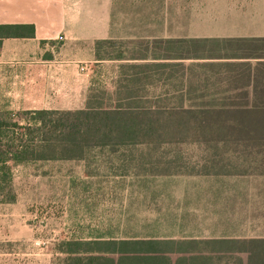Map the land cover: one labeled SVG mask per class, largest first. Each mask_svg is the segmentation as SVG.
<instances>
[{"label": "crops", "instance_id": "crops-1", "mask_svg": "<svg viewBox=\"0 0 264 264\" xmlns=\"http://www.w3.org/2000/svg\"><path fill=\"white\" fill-rule=\"evenodd\" d=\"M1 25L33 27L0 36L1 141L31 111L133 95L139 108L199 127L181 139L198 148L197 165L166 175L222 205L207 208V233L161 239L264 238L238 232L264 221V0H0ZM132 158L118 167L142 165Z\"/></svg>", "mask_w": 264, "mask_h": 264}, {"label": "rangeland", "instance_id": "rangeland-1", "mask_svg": "<svg viewBox=\"0 0 264 264\" xmlns=\"http://www.w3.org/2000/svg\"><path fill=\"white\" fill-rule=\"evenodd\" d=\"M107 96L103 94L105 101ZM115 96L111 95L108 102L115 103ZM170 146L177 147L178 152ZM197 149L189 140H181L165 142L153 153H142L146 151L143 146L132 149L131 153L95 148L65 157L60 156L62 153H53L54 157L33 158L12 165L0 193V263L61 264V250L65 248L62 243L67 240L207 233L205 224L215 217L207 210L211 207L209 203L199 199V191L192 189L186 179L166 173L184 170L185 163L197 165L195 162L200 159ZM176 153L180 159H173ZM128 155H133L132 159L140 157L138 160L142 161L136 164L142 165L119 168L116 160ZM12 193L14 201L4 202ZM218 206L222 205L211 208ZM251 220L238 232L264 236V221ZM180 239L185 240H175ZM168 245L176 249L162 253L172 263L176 258L199 251L188 247L194 246L192 243ZM237 255L243 263L247 260L248 254ZM251 261L259 262L255 257Z\"/></svg>", "mask_w": 264, "mask_h": 264}, {"label": "trees", "instance_id": "trees-1", "mask_svg": "<svg viewBox=\"0 0 264 264\" xmlns=\"http://www.w3.org/2000/svg\"><path fill=\"white\" fill-rule=\"evenodd\" d=\"M0 36H33V27L1 25ZM115 97V103H108L109 98L104 101L103 94H89L87 106L83 109L34 110L28 113L29 124L22 127L11 124L9 135H4L7 139L0 140V193L9 179L8 161L17 164L33 158L54 157L53 153L73 156L70 153H88L95 148L131 153L132 149L143 146L146 151L142 153H153L165 142L177 143L199 130V127L185 125L170 115L162 119L151 109L139 108L132 99L133 95ZM17 129L25 132L18 133ZM170 147L178 152L177 147ZM14 199L12 193L4 202H13ZM184 242L194 244L188 247L199 251L176 258L173 263L162 253L176 249L168 244ZM62 244L65 248L61 250V264H242L237 253L248 254L244 264H264V238L93 239L67 240ZM252 257L259 262H252ZM156 261L160 263H151Z\"/></svg>", "mask_w": 264, "mask_h": 264}]
</instances>
